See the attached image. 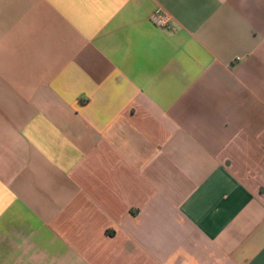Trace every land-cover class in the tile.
I'll return each instance as SVG.
<instances>
[{
	"label": "crops",
	"instance_id": "obj_1",
	"mask_svg": "<svg viewBox=\"0 0 264 264\" xmlns=\"http://www.w3.org/2000/svg\"><path fill=\"white\" fill-rule=\"evenodd\" d=\"M0 264H264V0H0Z\"/></svg>",
	"mask_w": 264,
	"mask_h": 264
},
{
	"label": "built area",
	"instance_id": "obj_2",
	"mask_svg": "<svg viewBox=\"0 0 264 264\" xmlns=\"http://www.w3.org/2000/svg\"><path fill=\"white\" fill-rule=\"evenodd\" d=\"M150 21L157 27L169 29L172 24V17L158 9L150 16Z\"/></svg>",
	"mask_w": 264,
	"mask_h": 264
}]
</instances>
